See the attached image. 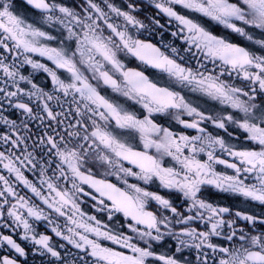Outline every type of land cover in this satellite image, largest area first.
I'll use <instances>...</instances> for the list:
<instances>
[{
  "label": "snow or ice",
  "instance_id": "1",
  "mask_svg": "<svg viewBox=\"0 0 264 264\" xmlns=\"http://www.w3.org/2000/svg\"><path fill=\"white\" fill-rule=\"evenodd\" d=\"M0 264H264V0H0Z\"/></svg>",
  "mask_w": 264,
  "mask_h": 264
}]
</instances>
